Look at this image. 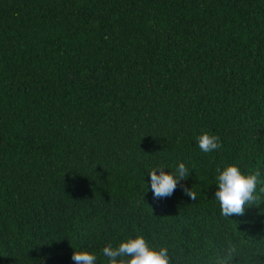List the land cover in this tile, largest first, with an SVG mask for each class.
<instances>
[{"label": "trees", "instance_id": "obj_1", "mask_svg": "<svg viewBox=\"0 0 264 264\" xmlns=\"http://www.w3.org/2000/svg\"><path fill=\"white\" fill-rule=\"evenodd\" d=\"M179 163L197 199L154 198ZM230 165L259 200L224 218ZM262 188L264 0H0V264H109L137 236L171 264H264Z\"/></svg>", "mask_w": 264, "mask_h": 264}, {"label": "clouds", "instance_id": "obj_2", "mask_svg": "<svg viewBox=\"0 0 264 264\" xmlns=\"http://www.w3.org/2000/svg\"><path fill=\"white\" fill-rule=\"evenodd\" d=\"M219 137L204 133L198 137V146L203 153H211L221 148ZM164 167H156L149 173L150 188L154 198H169L181 187L183 194L192 201L197 195L192 188L181 184L189 176V169L184 163H179L175 173H166ZM159 172V174H157ZM217 188L215 200L219 202L220 214L224 218L242 216L248 206L256 205L259 197L256 195L258 173L242 174L237 166H227L223 170L217 169ZM264 192V188L260 189ZM236 248L230 246L228 252L216 261V264H230L235 256ZM102 254L109 264H171L169 250L160 247L158 250L149 246L147 241L137 236L113 247L111 244L102 249ZM74 264H97V257L86 251L73 252L71 257Z\"/></svg>", "mask_w": 264, "mask_h": 264}]
</instances>
